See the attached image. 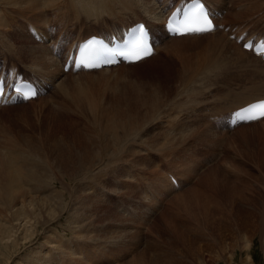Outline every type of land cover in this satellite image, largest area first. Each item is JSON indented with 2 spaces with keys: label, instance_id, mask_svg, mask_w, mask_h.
I'll return each instance as SVG.
<instances>
[{
  "label": "rangeland",
  "instance_id": "374dc122",
  "mask_svg": "<svg viewBox=\"0 0 264 264\" xmlns=\"http://www.w3.org/2000/svg\"><path fill=\"white\" fill-rule=\"evenodd\" d=\"M226 1L228 0H225V2ZM261 1L262 0H234L231 3L228 2L229 4L227 3V7H230L225 14L226 20L233 19L236 21L237 19H246L243 17H246L248 13L249 16H247V18L250 19L255 18V20H257L258 17V20H260L261 17L264 18V0L262 1L263 3ZM59 4L64 5L65 11L60 9V14L57 15L54 10L52 11V6L49 8L50 13H52L56 19H65L69 25H72V22H78L81 23V25L90 26V24H94V22H99L91 20L90 18H81V15H84V13L77 10L76 0H60ZM87 6L91 9L98 10L96 7ZM257 6L261 7V9L258 8V10H256ZM234 7L238 8L234 10ZM62 11L66 14L65 18L61 17ZM236 12L239 14H236ZM223 16L224 15H222L219 21L223 19ZM52 35L55 34L52 33ZM22 37L24 36L10 38L15 49L19 47L27 49L26 46L17 45L18 42L22 41V44L32 45L29 42L32 38L29 39L30 37L28 35L24 37L25 39ZM35 41H38V43L41 44V40ZM174 42L178 47H181L180 45L182 44L193 45L191 48L186 47L187 50H184L185 48L183 49L185 55H183L184 53L182 51V55L184 56L182 58L190 59L191 61H189L191 64H197L203 61L202 51L206 50V48H204L206 42L205 37ZM34 46L35 45H33V47ZM187 53L190 54L189 57H185L188 55ZM164 57L165 54L162 53L161 58ZM28 59V57H24L23 61L25 64H28ZM145 60L137 63L138 65H124L126 66L124 69H110L107 73L100 74L105 70L88 73V75L92 76L90 78H87L86 75H82V77L77 75L70 76L65 73L66 78H71L68 82H70L69 85L72 86H67V89L69 88V93H71L69 96H75V94L83 95V93L90 95L89 97L96 101L95 104H97L99 115H102V111L105 109L117 108V105H120V109H123L124 106L122 102L133 103V100H135L133 99V96H138L137 98H139V100H136L141 103L143 101L145 102V100L146 103H148L152 91L158 92L157 98L159 103L157 108L154 111H149V116L143 112L145 110L141 111L143 116L141 115V112H139V115L137 113L138 111L135 112V114L137 113L135 119L137 120V126L139 128L137 127L132 130V134L125 137V142H127V148H125L128 150V161L125 166L127 169V175L124 177H121L120 174H118V177V175H112L111 173L104 178L100 177L95 179L96 177H93L95 180L90 178V181L89 179H83L80 182H77L74 178L75 183L71 181L73 182L72 184L70 182L69 185L66 184L64 188H62L59 179L62 176V173L59 171L60 158L57 157V153H61L63 158L74 155L79 156L84 152L85 148H88L89 153L93 155H96L97 153L98 156L101 150L104 149L106 136L102 138L103 134H100V131L98 133V130H95L97 132L94 131L93 134V128H86L81 123L79 118H84L85 120L89 119L90 121L92 120L91 116H89L90 114L86 111L78 109H75L74 111L71 109V111L63 110L60 106V102L64 99V96L57 93L55 95V98L57 99H54V94H52L53 90L49 91L51 87L48 89L49 95L46 94L47 92L44 93L46 95L41 97L42 100L37 99L34 103H14L0 107V154H7L11 152L10 149H17L24 152L26 155L29 152L35 153L34 157L36 158L38 165H42V163H46V161L49 162L52 167L49 170L53 172L50 174L55 177L57 181H54L52 187L46 186L39 192L45 195L52 193L51 191L54 189L62 193V197H64L65 200H68L69 198L67 197L71 194L70 198L72 196L74 199L72 207L75 208V206H81L83 209L81 214H79V218L84 220V223H73L75 225L70 224L73 228H69V231V224L67 225L68 222L66 223L67 212L64 214L60 213V218L57 219L55 223H51L49 228H46L48 232L45 230V235L48 236L49 233L55 230L57 233L54 231L51 233L54 236L50 235L54 237H52L53 240H57V236L60 237V235L63 234V237H60V241H68L71 246H74V250L77 254L81 253L88 256L93 252L97 255L103 253L99 255L100 257L98 260L91 258L89 264H264V232L261 235V232L263 231L262 227L264 225V120L262 121L263 123L250 124L251 126H247L246 128V125H244V127L241 126L239 130L233 129L230 134H226L224 130H221L223 133L220 134L225 136L224 139H222L223 137L220 138L221 135H214L206 126L207 123H189L188 120L183 121L185 117H188L189 115L193 117V115L197 114L199 111L198 106H200V104L207 105L206 102L209 98L206 93L209 94V86H211L212 83L214 84V81L209 79L203 81V83L198 82L199 86H196L197 93L195 92L185 97L174 93L171 98H168L166 93H164V90L157 87L150 72L148 75L145 74L148 72L147 68L149 67V61ZM17 65L23 69L21 63L18 62ZM116 66H123V64ZM215 83L219 84V82ZM73 86H75V88ZM220 86H222V83ZM83 87L86 89V92ZM241 88L248 90L247 87L243 85H241ZM75 90L78 92H73ZM233 90L234 87L224 96L225 98L219 96L218 99L228 98L231 95L230 92ZM250 94L251 92L240 94L236 97L240 100L233 101L232 103L230 102L227 107L239 104L241 100L251 96ZM102 95H104L103 98ZM128 95H130V97H128ZM98 96L101 97L98 98ZM51 97L52 99H50ZM96 98L100 100L98 101ZM117 98L120 99V103L117 102ZM124 98L126 100H124ZM53 100L56 101L53 102ZM57 100H59V102ZM223 107L224 104L220 102L216 109L219 110ZM120 109L119 113L124 112V110L120 112ZM163 109L166 112H163ZM201 109L204 110L205 108L202 107ZM160 110L163 111L161 112ZM57 112L74 117L77 120V125H73L71 128L70 125H68L67 118L65 116L62 117L60 114L55 115ZM143 113L146 114V116H144ZM221 113H225V111L217 114ZM141 117L142 119L144 118V121L141 119L142 123L140 124L139 119ZM63 121L64 123H62ZM152 121L153 123L150 124ZM169 121H171L170 125L172 127L169 126ZM76 126L78 128H76ZM166 134L167 137L165 140L161 138L162 135L166 136ZM169 134L173 139L168 136ZM173 134H175L177 138L175 135L174 138L172 136ZM185 134H187L186 136L188 137L191 134L192 135L189 138L186 136V138H181L182 142L180 137ZM240 134H242V136H240ZM230 135L232 137L238 135L236 138H239V140L236 139L234 142L228 143L227 141L231 138ZM81 136L83 138H81ZM91 136L93 138H91ZM94 136L97 138L100 137V140L98 141ZM150 137L151 139L154 138L152 139L154 142ZM240 137L242 139H240ZM134 139H136L135 143L133 142ZM148 139L151 142H147ZM171 139L174 140L175 143L172 142ZM86 140L88 142H86ZM157 140L158 142H156ZM82 141L84 144L81 146L80 144ZM101 141L103 146L100 144V147L98 148L97 146H99L98 144L99 142L101 143ZM176 142H178V145ZM172 143H174L175 146ZM190 143L199 146L207 145L209 148L210 145L213 147L217 146L221 149L220 155H216L214 161H208L209 159L207 158V161L204 162L206 165L199 169L191 167L194 162L190 158L188 162L191 164L187 163L185 158L190 151L184 147ZM153 144L156 145V147L153 146ZM14 146L16 147L13 148ZM22 148L25 150L23 151ZM158 148L159 150H157ZM153 149L155 151H153ZM96 150L98 152H96ZM155 158H160L163 164L168 162L172 170L173 168L176 169L175 175L180 174L187 178L186 180L188 181L182 185L181 189H168L169 186L167 183L162 182L163 172L155 167ZM131 165L133 166L131 167ZM152 168H155V173H149V171H153ZM146 172L150 176L156 175V180L159 181L161 188H163V190L168 189L169 194L167 192L165 193V196L162 193H159L158 184H155V190L153 192L150 190L147 183L143 184L144 179L142 175L146 174ZM167 172L174 174V172L170 170ZM207 174L210 177H213V180H217V183H215L216 181L213 183L212 179H210V181L209 179H204ZM57 176L60 177L58 178ZM165 176L168 183L172 185L167 174H165ZM51 180L52 179H48V185ZM202 180H207L211 184H206V181L202 182ZM84 182H87L89 188H84L80 185L85 184ZM180 184L181 183H179V185ZM205 184L208 187H206ZM212 184L215 185L213 186ZM139 185L142 187L140 192H138V189L135 191ZM68 188L71 189V191L73 188L74 192H71ZM74 188L75 190L77 189V191H75ZM68 190L70 192H68ZM85 191L86 194H88H85L86 196H84ZM75 192L80 193L76 194ZM77 195H80L81 197H77ZM77 200L81 201L82 204L80 202V204L77 205V202H75ZM88 203L91 206H88ZM166 204L168 205L166 206ZM147 207H150L148 211L145 209ZM81 208H79V211H81ZM73 210H69L71 216L75 214ZM258 210L259 212L261 211V214ZM262 214L263 216L259 217V215ZM259 223L261 224V227ZM41 227L42 226L36 227V234H38L33 236L36 239L32 237L31 240H35L37 245L40 244L41 247L36 251L43 253L46 250L47 244L45 243L46 236L44 235V230H41ZM111 229L113 230L112 232ZM78 231H80L83 236H81ZM75 233H78L77 235H80L81 238L77 235L75 236ZM83 237L89 238L84 240L85 238L83 239ZM95 238H98L99 240H94ZM93 240L99 241L95 242L100 243L99 250L93 248ZM147 241L151 244V248L149 247L150 249L148 250L146 249L148 245L146 244L148 243ZM34 242L31 243L33 244ZM30 244H28V242L24 244L25 246L28 245L27 247L29 250L27 247L25 248V246L22 247L21 245L15 247L11 246L10 248L1 247L0 264H18V262H23L24 260H34L36 256L34 254L37 253H33L35 250L31 251V249L37 247V245L35 244L34 246L33 244L32 246V244ZM246 244L247 247H245ZM62 246L66 247L64 243ZM39 254H37V256ZM11 256H15L16 258L14 257V260L12 261L13 258H11ZM85 261H87V259H84L81 263L83 264Z\"/></svg>",
  "mask_w": 264,
  "mask_h": 264
},
{
  "label": "bare ground",
  "instance_id": "6f19581e",
  "mask_svg": "<svg viewBox=\"0 0 264 264\" xmlns=\"http://www.w3.org/2000/svg\"><path fill=\"white\" fill-rule=\"evenodd\" d=\"M76 1H77V10L84 13V15H81V18H86V19L90 18L91 20L99 21L98 18L101 16L102 17L114 16L115 18H118L117 20L124 21V20H127L125 15L128 14L134 20L146 19L152 23L157 22L159 24L161 22V14H162L163 7H164L166 1H168V0H76ZM211 1L212 0H208L209 3ZM215 1L219 2V5L221 7H224L225 3L226 4L228 2L231 3L234 0H228L226 2H225V0H215ZM59 2H60V0H0V47L2 49H4V48L7 49L9 51L10 58L13 59L14 61H17V63L18 62L21 63L23 69H25V70L28 69L29 70L28 72L35 71V72L39 73V75H41V77L46 82H49L50 87H51L49 89V91L53 90L52 94H54V99H57V98H55V95L57 93L64 96V99H62V100L60 98H58L61 100L60 106L63 110L69 111L71 109L74 111L75 109H78V110L86 111L88 114H90L89 116H91L92 120L90 121L89 119L85 120L84 118H79L81 120V123L86 128H93V131H92L93 134H94L95 130H98V133L100 131V134H103L102 138L104 136H106V141H105L106 143L104 145V149L101 150V152L98 156H97V153H96V155L89 153L88 148H85V149L83 148L84 152H82V154L79 156L74 155V156H67V157L63 158L61 153H57L58 154L57 157L60 158L59 159V165H60L59 171H60V173H62V176L61 177L59 176L60 178L58 176L57 177L60 179L62 188H64V186L66 184L69 185V183L71 181L74 182V178L77 182H80L83 179H89V181H90L91 180L90 178H92V179H94L93 177H96L95 179L100 178V177L104 178L105 176L110 175L111 173H112V175L113 174H116V175L120 174L121 177H124L125 175H127V169L125 168V166L127 165V161H128V159H127L128 150L126 149L127 148L126 147L127 142H125V137L130 136L132 134V130H134L138 127L137 126V120L135 119V117H137V113L139 115V112H141L142 110H145L143 112L148 114L149 111H154L157 108L158 103H159V100L157 98L158 92L152 91L151 97H150V100L148 103H146V100H145V102L143 101L144 103L143 102L141 103L140 101L136 100V99L139 100V98H137L138 96H135V97L133 96V99H135V100H133L134 101L133 103H127V102L123 103L124 102L123 101L122 102V104L124 106L123 109H120V105H117L116 106L117 108L105 109L104 111H102V115L100 114L101 116L98 114V109H97L98 107H97V104H95L96 101L93 98H90L89 97L90 95L83 93V95L75 94V96H73V95H71L72 97L69 96L71 93H69V90H68L69 88L67 89V86L69 85L70 82H68V81L71 78H66L65 73L69 74L70 76L77 75V76L82 77V75H86L87 78H90L92 76L88 75V73L101 72V71L105 70V71L100 73V74H102V73L109 72L110 69H124V68H126V66L123 65V66H116V67H113V66L101 67L99 69L80 71V72H77L75 74H73L72 72L62 71V69L59 68L60 66L58 65L59 59L57 58V56H54L51 53L50 49L47 47V45H48L47 41H41V44H39L38 41H35L37 39L29 36V34L27 33L28 29L27 30L25 29V27L28 25L29 30L31 31L32 28H31L30 23H34L35 25L40 27V30H41L43 35H46V36L52 35L48 32V29L46 28V25H45L46 23L44 24V22H43V14L47 15L48 22H50V9L49 8L56 5V4H59ZM214 4H215V2H214ZM228 4L226 6H228ZM237 4H240V3H237ZM87 5L96 7L98 10L91 9ZM229 7H227V8H229ZM159 8H161V9H159ZM46 9H48V11L44 12ZM240 11H242V10H240ZM254 11H252V12H254ZM143 13H144V15H143ZM242 13H240V14H242ZM236 14H239V13L236 12ZM245 14H246V12H245ZM245 14H244V16H245ZM248 14L246 16H249ZM224 16H223V19L221 21H219L220 18L222 17V15H221V17H218V15H217V17H216L217 23L224 22V18L226 20V15H224ZM61 17L62 18L66 17V14L63 11H62ZM239 17H241V16H239ZM232 18H234V17H232ZM232 18H229V19H232ZM259 19H260V17H259ZM257 20H258V17H257ZM96 23L97 22H94V24H96ZM26 35H28L30 37L29 39L32 38V40H30V41L27 39L32 45L22 44V42H23L22 41V42H18L17 45L18 46H26L27 49H25L23 47H19V48L15 49L13 44H12L13 42L11 43V39H12L11 37H14V38H15V36H17V37L24 36L25 37ZM24 37H22V38H24ZM166 37H167L166 38L167 40H165L162 43H159L157 45L158 46L157 52H155L154 54H151L150 56L144 58L143 60L147 59L145 61H149L148 62L149 67L147 68L148 72H146L145 74L148 75L150 72L152 78L154 79V81L157 84V87L163 89L164 93H166L168 98H171L174 93H177V95L184 96V97L188 96L189 94H193L197 90L196 86L198 85V82L203 83V81H207L209 79L213 80L214 83L219 82L220 85L222 83V86H221L222 87L221 88L222 93H220L221 97H224L230 91V89L233 88L232 83H234V82H238L241 85L246 86L248 89V92H251V94H250L251 96H249L248 98H246L244 100H241L239 104L231 105V107H226V109H229V110H232L233 108L240 105L241 103H243L246 100L253 99V98L264 95V60L260 59V57H258V56L253 55L248 50L243 49L239 44L235 43L233 40L227 38L226 33H224L223 31H220L218 29H216V30L214 29V31H212V32H208V33L197 35V36L196 35H193V36L180 35V36H166ZM201 37H205V40H206L205 46H204V48H206V50L202 51L203 61L200 63H197V64H191L190 59L182 58V57H184L183 55H185L184 50H187L186 47L191 48L193 45L182 44V45H180L181 47H178V46H176V43L174 41H185V39H193V38H201ZM33 45H35V46L33 47ZM182 51L184 53L183 55H182ZM162 53L165 54L164 58H161ZM187 54L188 55L185 57H189L190 54L189 53H187ZM24 57L29 58L28 64L24 63V61H23ZM14 61H10V63L17 66V64ZM140 61H142V60H140ZM170 62H171V64H170ZM132 64H134V63H132ZM133 66H135V65H133ZM88 80H90V79H88ZM70 81H72V80H70ZM105 83H107V82H105ZM77 84H78V82H77ZM71 86L69 85V87H71ZM92 86H93V84H92ZM73 87L75 88V86H73ZM83 89H84V87H83ZM200 89H202V88H200ZM84 90L86 92V89H84ZM129 90H131V89H129ZM203 90H204V88H203ZM49 91H47L46 94H48ZM70 91H72V90H70ZM76 91L77 90H75L73 92H76ZM46 94H41L34 99H30L29 103H34L35 101H37V99L42 100L41 97L45 96ZM103 96L104 95H102V98H103ZM99 97H101V96H98V98ZM128 97H130V95H128ZM158 97H159V94H158ZM140 98L142 99L141 96H140ZM50 99H52V97ZM131 99H132V97H131ZM116 100H117V102L120 103L119 98H117ZM124 100H126V99L124 98ZM239 100L240 99L235 98L233 101H239ZM54 101H56V100H53V102ZM57 101L59 102V100H57ZM119 109H120V112L122 110H124V112L119 113ZM199 109H201V108H199ZM201 110H203V109H201ZM218 111L222 112L221 108ZM135 112H137V113L135 114ZM163 112H166V111L164 110ZM198 112H200V111H198ZM198 112H197V114L193 115V117L190 115L188 117H185L183 119V121L188 120L189 123H194V122L201 123V121H199L197 118ZM219 112H217V113H219ZM150 113H152V112H150ZM58 114H60L62 117L65 116L67 118L68 125H70L71 128L73 127V125H77V120L74 117H70L68 115H65L64 113L63 114L58 113V112L55 113V115H58ZM67 114H69V113H67ZM133 114H135V115H133ZM146 114H144V116H146ZM141 115H142V112H141ZM148 116H149V114H148ZM160 117H158V118H160ZM155 118H157V117H155ZM141 119H142V117L139 119L140 124L142 123ZM154 120H156V119H154ZM263 120H264V118L262 120H260L259 122H255V123L249 122V123H245V124H239V125H237L238 127H236V129L239 130L240 127L241 126L244 127V125H246L245 126V128H246L247 126H251L250 124H257V123L262 122ZM153 121L150 122V124L153 123ZM62 123H64V121ZM168 123H169V126L172 127L170 125L171 121H169ZM206 126L209 128V130L214 135L215 134L221 135L220 133L214 131L210 124H208ZM76 128H78V127L76 126ZM175 130H177V129H175ZM245 130H247V129H245ZM101 131H103V132H101ZM95 132H97V131H95ZM230 132L231 131H228V133L226 132V134H230ZM98 133H96V134H98ZM161 134H163V133H161ZM192 134H194V133H192ZM155 135H157V134H155ZM174 135L175 134H173L172 136L174 137ZM186 135L187 134H185L183 136L181 135V137L180 136H178V137H180V140L182 141L181 138L185 137ZM191 135L189 137H191ZM99 136H101V135H99ZM158 136H160V135H158ZM168 136L171 137L170 134ZM237 136L238 135H235L234 137L231 136V138L229 137L230 140L227 142L228 143L234 142V140L237 139L236 138ZM240 136H242V134H240ZM94 137H96V136H94ZM166 137H167V134H166V136H164V135L161 136V138H163L164 140L166 139ZM175 137L177 138L176 135H175ZM186 137H188V136H186ZM81 138H83V137L81 136ZM91 138H93V137L91 136ZM99 138L96 137V139H98V141L100 140ZM220 138L224 139L225 136L221 135ZM150 139H151V137H150ZM152 139H154V138H152ZM240 139H242V138L240 137ZM135 140L136 139L133 140L134 143H135ZM176 140H179V139H176ZM183 140H185V139H183ZM237 140H239V138ZM149 141L150 140L148 139L147 142H149ZM86 142H88V141L86 140ZM156 142H158V140ZM156 142H155V144H156ZM161 142H163V141H161ZM172 142H174V140H172ZM178 142H176L177 145H178ZM174 143H172V144L174 145ZM83 144L84 143L82 141L80 145L82 146ZM100 144H102V141H101V143L99 142V144H98L99 146H97L98 148L100 147ZM130 144H132V143H130ZM149 144H152V143H149ZM179 144H180V142H179ZM15 145H17V144H15ZM95 145H97V144H95ZM142 145H143V143H142ZM144 145H145V143H144ZM165 145H167V144H165ZM165 145H162V146H165ZM194 145H196V144L190 143L184 147L187 150L191 151V148ZM102 146H103V144H102ZM153 146L156 147V145H154V144H153ZM9 147H11V146H9ZM15 147L16 146H14L13 148H15ZM86 147H87V144H86ZM88 147H89V145H88ZM150 148H151V146H150ZM154 149H153V151H155ZM24 150L25 149H23V151ZM157 150H159V148ZM10 151L11 152H9L7 154H3V155L0 154V248L1 247L2 248H10L11 246L15 247L18 245H21L23 247V246H25L24 244L26 242H28V244H30L31 242H34L35 240L32 241L31 238L37 232L36 227L42 226L41 230L42 229L44 230V235H45L46 234L45 232L46 231L48 232V230L46 228L47 227L49 228V225L51 223H55V221H57V219L60 218V216H59V215H61L60 213L64 214L65 212H67L66 223L68 222L67 225L69 224L68 229L73 228V227H71L70 224H73V223H75V224L81 223L82 224V222L84 220H81V218H79V214H81L83 209L81 208V206H75V208L72 207L74 199L72 198V196L70 198L71 194L68 193L69 197H67V198H69V199L65 200L64 197H62V193H60L59 191H56L54 189L51 191L52 193H50V194L44 195V194H41V192H39L43 188H45L46 186L52 187L54 181H57V179H55V177H53L50 174L53 172H51L49 170L52 168L51 165L49 164V162H47L45 160L46 163H42V165H38L36 158L34 157L35 153L29 152L26 155L24 152H21L17 149L16 150L10 149ZM134 151H136V150H134ZM36 152H38V151H36ZM96 152H98V151L96 150ZM132 152H133V150H132ZM67 153H71V152H67ZM128 164H129V162H128ZM180 165H181V163H180ZM132 166L133 165H131V167ZM180 168H181V166H180ZM152 169H153V171H149V173H155V168H152ZM173 170L175 171L176 169L173 168ZM165 174H168V172H166ZM118 177H119V175H118ZM142 177L144 179L143 184L147 183L148 187L150 188V190L152 192L155 190V184H158L159 190H162L163 191L162 194L165 196H166L165 193L168 192V189H181V187L183 185L181 183L180 185L175 186V185H177V184H175L172 188L169 187L167 190H165V189L163 190V188H161V186H160L159 181L156 180V175L150 176L146 172V174L142 175ZM205 177L206 178H204V179H209V181H210V179L213 178V177H210L208 174ZM177 178H178V176H177ZM48 179H52L51 182L49 183V185L47 184ZM103 180H105V179H103ZM205 181H206V184L209 183L207 180H204V181L202 180V182H205ZM214 181H216L215 183H217V180H213V183H214ZM73 182H71V184ZM166 182L168 183V180H166ZM92 183H94V182H92ZM209 184H211V183H209ZM54 185H56V184H54ZM80 185H82L84 188H89V186L87 185V182L85 184H80ZM206 187H208V186L206 185ZM141 188L142 187L139 185L135 189V191L138 189V192H140ZM77 189L75 190V188H74L75 191H77ZM69 190L71 191V189H69ZM69 190H68V192H70ZM72 191H73V188H72ZM42 192H44V191H42ZM75 193L79 194L80 192L79 193L75 192ZM88 193H89V191H88ZM85 194H86V191L84 193V196L88 195V194H86V195ZM168 194H169V192H168ZM78 196H80V195H77V197ZM74 197H76V196H74ZM77 199H79V198H77ZM80 200H81V198H80ZM75 202H77V205H79L81 201L77 200ZM81 204H82V202H81ZM89 205L90 204L88 203V206ZM167 205L168 204H166V206ZM76 207L81 208V211H79V208H76ZM260 208H261V206H260ZM70 209H72V210L74 209L73 210L75 212V214L73 215L74 217L69 214ZM145 209H146V211H148L150 209V207H147ZM262 210H263V208H262ZM258 212H259V210H258ZM259 213L261 214V211ZM84 214H85V211H84ZM261 216H263V214L259 215V217H261ZM66 217H65V219H66ZM85 220H87V219H85ZM75 224H73V225H75ZM86 224H87V222H86ZM259 225L261 227L260 223H259ZM76 227H77V225H76ZM263 227H264V225H263ZM263 227H262L263 231L261 232V235L264 232ZM70 229H69V231H70ZM41 230H40V232H41ZM52 230H50V231H52ZM75 231H77V230H75ZM112 231L113 230L111 229V232ZM53 232H51V233H53ZM78 232H80V231H78ZM51 233H49L48 236L45 235L46 236L45 243L47 245H46V250L43 253L36 251L41 246H40V244H38L39 245L38 246L36 244V241H35L33 244H34V246L36 244L37 247L31 249V251L35 250V251H33V253L36 252L37 254H39V253L40 254L38 256H37V254H34V255H36L34 260H31V259L29 261L24 260L23 262H18V264H82L81 261L83 262L84 259H87V261H85V263H83V264H89L90 263L89 260L91 258H95L96 260H98V258L100 257L99 255L103 254V253H99L97 255L95 252L89 254L90 256L89 255L88 256L83 255L81 253L77 254L76 251L74 250V246H71L68 241H65V242L60 241V239H61L60 237L63 234H61L60 237L57 236V234H56L58 239L53 240L52 237L54 235ZM72 233H74V232H72ZM113 233H115V232H113ZM50 234L53 236H51ZM77 234L78 233H75V236ZM80 235L83 236L81 234V232H80ZM80 235H77V236H79V238H81ZM75 236H73V237L76 238ZM84 238L85 237H83V239ZM88 238H85L84 240H86ZM34 239H36V238H34ZM94 240H99V239L95 238ZM94 240H93V244H92L93 248L99 250L100 243H95V242H99V241H94ZM53 242H55L56 244ZM63 243H64V245H66V247L62 246ZM33 244H32V246H33ZM146 244H148L146 249L147 250L150 249L151 248L150 242H148ZM27 246L28 245H26L25 248ZM32 246H31V248H32ZM245 247H247V244L245 245ZM27 249H28V247H27ZM16 253H18V252H16ZM95 256H97V257H95ZM14 257L11 256V258H13L12 261L14 260ZM9 261H11V260H9ZM16 262H17V260H16Z\"/></svg>",
  "mask_w": 264,
  "mask_h": 264
},
{
  "label": "snow or ice",
  "instance_id": "6c2138e0",
  "mask_svg": "<svg viewBox=\"0 0 264 264\" xmlns=\"http://www.w3.org/2000/svg\"><path fill=\"white\" fill-rule=\"evenodd\" d=\"M195 10L199 13L195 25L192 22L185 21L183 24L184 32H208L213 29V24L210 19L209 13L206 11L205 6L202 3V0H196ZM178 12L180 10H177ZM171 24V22H170ZM171 31L179 32V27L173 29L170 26ZM183 34V33H181ZM147 33L143 25L137 26L136 29L132 32V38L130 41V46L128 47L127 54L130 58L135 60L142 59L143 56L151 55V48L147 45ZM245 47L251 48L252 44H246ZM121 55L126 53L121 52ZM19 91L18 89H16ZM0 95H3V87L0 86ZM32 95H35L33 92ZM25 98H28L27 96ZM250 113V114H249ZM239 119L245 120H257L264 117V101H261L257 104L250 105L247 109L242 110L241 113H236Z\"/></svg>",
  "mask_w": 264,
  "mask_h": 264
}]
</instances>
